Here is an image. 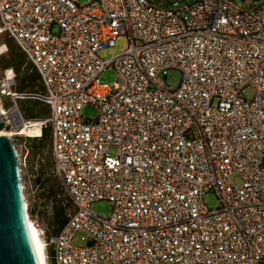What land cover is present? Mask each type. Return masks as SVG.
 <instances>
[{
    "label": "built area",
    "instance_id": "obj_1",
    "mask_svg": "<svg viewBox=\"0 0 264 264\" xmlns=\"http://www.w3.org/2000/svg\"><path fill=\"white\" fill-rule=\"evenodd\" d=\"M160 2L0 0V33L42 88L18 91L14 68L0 70L5 129L22 136L36 120L40 136L49 127L53 172L72 207L57 233L39 228L46 264L264 259V1ZM119 35L126 49L101 59ZM110 66L116 78L102 82ZM171 69L176 86L164 82ZM25 98L45 103L47 116L24 117ZM85 105L95 118L82 117ZM100 199L106 216L89 209Z\"/></svg>",
    "mask_w": 264,
    "mask_h": 264
},
{
    "label": "rangeland",
    "instance_id": "obj_2",
    "mask_svg": "<svg viewBox=\"0 0 264 264\" xmlns=\"http://www.w3.org/2000/svg\"><path fill=\"white\" fill-rule=\"evenodd\" d=\"M79 4H84L87 0H75ZM193 0H161L163 6H173L171 2H177V4H184ZM239 2L242 7H247L244 0H235ZM264 0H256L255 3L251 4V7L262 3ZM2 36H6L5 33L0 34V70H3L6 67L4 66L11 58L10 54L7 51V47L2 43ZM128 41L125 35H119L115 43L111 46H108L99 51L98 56L103 60H109L113 56L119 54L126 49ZM16 46V45H15ZM26 62V61H25ZM25 65V64H24ZM23 67H26V65ZM31 68V65L27 63ZM23 67L20 68V72L23 70ZM116 70L113 66L105 68L99 74V79L102 82L111 83L116 78ZM181 74L178 70L171 69L166 72V77L164 78L165 84L169 86H176L179 83ZM41 86L37 82L36 86L32 91L39 92L41 91ZM252 93L251 88L245 90V95L249 97ZM34 99V98H32ZM38 101V100H37ZM25 100L18 101V104L22 107L25 105ZM46 108L43 104H40L38 107L30 106L27 107L28 111L40 112ZM23 114V113H22ZM83 118L93 119L97 115V108L93 105H85L81 111ZM24 116V114H23ZM40 118V117H37ZM30 119V118H28ZM30 125H33L32 123ZM31 127V126H30ZM8 132V130H1ZM25 134V133H23ZM14 145L18 151V156L20 159L21 167V180L23 183V190L25 194V200L27 202V212L32 221L39 228H53L55 224L52 222V214L54 207L57 205V194L62 197V190L60 188V182L56 178L51 158L49 155V145H46L41 152L36 148L40 144L39 138H28L26 136H13L12 137ZM111 154L116 153V148L114 146L110 147ZM203 199L207 207L216 208L219 204V199L215 193L212 191H207L203 194ZM89 209L95 214L106 216L110 212V202L106 199H100L93 201ZM81 232H77L74 235V243L81 244L80 236ZM264 264V259L260 262Z\"/></svg>",
    "mask_w": 264,
    "mask_h": 264
},
{
    "label": "water",
    "instance_id": "obj_3",
    "mask_svg": "<svg viewBox=\"0 0 264 264\" xmlns=\"http://www.w3.org/2000/svg\"><path fill=\"white\" fill-rule=\"evenodd\" d=\"M26 211L18 151L11 136L0 135V264H40Z\"/></svg>",
    "mask_w": 264,
    "mask_h": 264
},
{
    "label": "trees",
    "instance_id": "obj_4",
    "mask_svg": "<svg viewBox=\"0 0 264 264\" xmlns=\"http://www.w3.org/2000/svg\"><path fill=\"white\" fill-rule=\"evenodd\" d=\"M3 33L5 32H2L0 34H3ZM5 34L6 36H2V43L6 45L7 51L9 52L11 59L4 66H11L14 68L16 82H17L16 89L18 91H26V92H31V93L36 92V91L29 90V89H33L36 86L37 82L39 83L37 71L32 66L30 68L27 65L28 62L26 61L23 53L19 50L13 38L8 36L7 33ZM24 64L26 65V67H23ZM21 67H23V70L20 72ZM20 100L26 101L24 107L19 105L21 112L24 114V117L30 118V119H37V117L43 118L47 116L48 107L45 103H42L32 98H25V99H20ZM40 104H43L46 108H44L43 110L41 109V111L38 113H36L35 111L32 112L31 110L30 111L27 110V107H30V106L38 107ZM35 121L36 120L30 121L33 125H31V127L26 131L25 133L26 135L38 136L40 134V129L38 126L35 125L34 123ZM28 138H39L40 144L36 148H38L41 152H43V148H45L46 145H49V155H50L49 127H44L42 129L40 136L28 137ZM62 194H63L62 197H60V195L57 194L58 196V199L56 200L57 205L56 207H54V211L52 214V222L55 224V226L52 228V233L54 234L58 232L61 225L65 222L67 218L68 210L72 208L69 202V199L67 198L63 190H62Z\"/></svg>",
    "mask_w": 264,
    "mask_h": 264
},
{
    "label": "bare ground",
    "instance_id": "obj_5",
    "mask_svg": "<svg viewBox=\"0 0 264 264\" xmlns=\"http://www.w3.org/2000/svg\"><path fill=\"white\" fill-rule=\"evenodd\" d=\"M9 102L4 101V103L1 101L0 99V115H2L3 113H5ZM31 125H25L21 128V131L19 132V135L22 136H29L23 133H26V131L30 128ZM5 130V129H3ZM0 135H8L12 137V133L11 132H5V131H1L0 130ZM26 207H27V202H26ZM26 218H27V224H28V228H29V232H30V236H31V240L33 242L37 257L39 259V263L40 264H46L45 261V254H44V243L42 238L39 235V229L37 227V225L32 221V219L29 217L28 212L26 211Z\"/></svg>",
    "mask_w": 264,
    "mask_h": 264
}]
</instances>
